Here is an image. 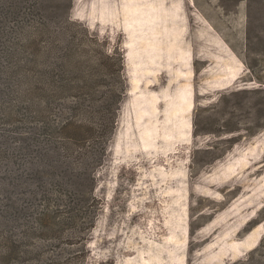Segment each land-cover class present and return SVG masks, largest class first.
<instances>
[{
    "label": "rangeland",
    "instance_id": "374dc122",
    "mask_svg": "<svg viewBox=\"0 0 264 264\" xmlns=\"http://www.w3.org/2000/svg\"><path fill=\"white\" fill-rule=\"evenodd\" d=\"M65 2L108 52L123 47L126 90L61 262L243 264L264 235V0ZM5 47L1 94L17 80L9 63L27 60Z\"/></svg>",
    "mask_w": 264,
    "mask_h": 264
},
{
    "label": "trees",
    "instance_id": "16d2710c",
    "mask_svg": "<svg viewBox=\"0 0 264 264\" xmlns=\"http://www.w3.org/2000/svg\"><path fill=\"white\" fill-rule=\"evenodd\" d=\"M65 1L0 0V51L14 45L27 55L22 65L5 64L17 80L0 91V264H63L55 248L71 243L91 210L126 90L123 47L108 52L97 34L70 20ZM106 76H116L119 90H100ZM92 93L100 102L87 101ZM25 218L30 223L17 236L14 223ZM263 241L244 262L264 259Z\"/></svg>",
    "mask_w": 264,
    "mask_h": 264
}]
</instances>
